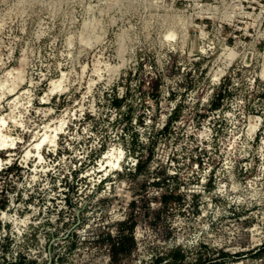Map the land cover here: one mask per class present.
I'll return each instance as SVG.
<instances>
[{
	"label": "rangeland",
	"instance_id": "obj_1",
	"mask_svg": "<svg viewBox=\"0 0 264 264\" xmlns=\"http://www.w3.org/2000/svg\"><path fill=\"white\" fill-rule=\"evenodd\" d=\"M1 83L20 182L61 121L51 181L80 200L106 179L0 264H264V0H0Z\"/></svg>",
	"mask_w": 264,
	"mask_h": 264
},
{
	"label": "built area",
	"instance_id": "obj_2",
	"mask_svg": "<svg viewBox=\"0 0 264 264\" xmlns=\"http://www.w3.org/2000/svg\"><path fill=\"white\" fill-rule=\"evenodd\" d=\"M57 149L58 148H55L56 151ZM1 152H6V154H8L7 150L4 149H0V153ZM15 161L10 164L5 163L0 167V257L5 256L7 260L11 259L16 262L27 258H37V250L32 246L33 240L31 241L32 245L28 243L27 246H25L24 243L28 241V238L32 236L37 227L39 228L41 226V220H37L38 215L42 216V220L47 218L50 223H54L61 220L65 212H67L70 206L73 205L79 223L81 219L80 210L85 207V204L91 198L93 193L98 190L97 186L106 178L97 179V181L95 180L96 182L92 184L91 190H79V194L83 195L80 196V200H76L72 193L74 189L73 185L63 187L62 182L54 184L51 181V171L53 170V167H51L49 160L42 163H39L37 160L39 165L37 179L32 178V167L28 166V163L27 166H24L21 162L22 160H18L17 163L23 168V170H31V173L29 176H26L23 182L19 181L20 177L14 171ZM137 163L138 162L136 161L135 166ZM30 164H32V161ZM199 164L200 162L198 163V166ZM122 169L123 167L116 168L115 170L121 171ZM56 185L58 187H56ZM39 197H41V199ZM40 200H42V206L37 205ZM5 212H9L12 216L19 217L21 220H26V225L20 224L23 229L25 228L22 234H18L13 222L4 217ZM63 220L68 221V218L63 217ZM79 231L80 230L78 229L77 232ZM10 241L11 249L6 253L4 250L8 245L7 243H10ZM40 241L44 253L46 254L47 252L49 254L46 259L49 257V262L51 263L54 257V254H51L53 242L46 238H43Z\"/></svg>",
	"mask_w": 264,
	"mask_h": 264
},
{
	"label": "bare ground",
	"instance_id": "obj_3",
	"mask_svg": "<svg viewBox=\"0 0 264 264\" xmlns=\"http://www.w3.org/2000/svg\"><path fill=\"white\" fill-rule=\"evenodd\" d=\"M22 73H23L22 68H19L18 76L16 77V82H17V80L21 79ZM5 86H6V83H1L0 84V90L5 89ZM5 122H6L5 118L1 117L0 118V126L2 127L5 124ZM64 124H65V121H61V124L56 125L53 128L54 132H56V133L52 132V134H50L49 131H45V133L42 135V137L36 141V144L35 143H34L35 145L33 144L34 146H32V148L33 149L35 148V151H36L34 156L38 158L36 160H29L28 161V166L32 167V169H33V176H32L33 179H37V177H38V174H37L38 173V166H39L38 162L42 163V162L47 160L44 152L43 153L41 152V147L45 143H48L52 147L57 146L58 145L57 137L63 131ZM17 142H18L17 138H12L10 135L4 133L3 130L0 129V148L7 147V146H9V147L16 146ZM16 149L17 148H14V149L10 148V149H4V150H7V152H8V150L11 151V150H16ZM31 153H32L31 149L27 150L26 156H29ZM124 157H125L124 149L122 147H116L115 146L112 149H110L106 153V155L104 157L105 160L101 164V167H102L101 169H102V171H105V175H109V172L113 169L123 167L122 160ZM129 158H130V156H129ZM37 160H38V162H37ZM13 161H14V159L11 161L6 160V163H12ZM31 161H32V164H30ZM22 163H23V165L27 166V163L25 162V160H23ZM3 164H5V160H2V163L0 162V167H2ZM108 167H111V169H108ZM34 173H36V174H34ZM108 184L111 188L112 182H109ZM87 227H89V226H87Z\"/></svg>",
	"mask_w": 264,
	"mask_h": 264
}]
</instances>
